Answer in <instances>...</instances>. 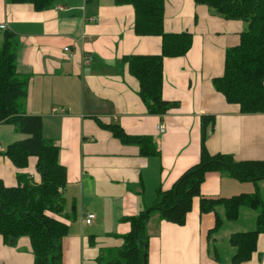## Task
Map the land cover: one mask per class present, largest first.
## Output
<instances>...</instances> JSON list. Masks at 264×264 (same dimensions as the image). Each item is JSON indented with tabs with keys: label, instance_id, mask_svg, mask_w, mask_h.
<instances>
[{
	"label": "crops",
	"instance_id": "crops-1",
	"mask_svg": "<svg viewBox=\"0 0 264 264\" xmlns=\"http://www.w3.org/2000/svg\"><path fill=\"white\" fill-rule=\"evenodd\" d=\"M165 1V33L190 32L193 43L185 56L164 59L163 98L180 107L160 117L147 113L140 83L123 62L161 52V37L136 34L133 6L116 0H55L49 9L35 11L0 0V25L18 39L17 73L28 80L22 112L42 118L43 135L59 147L67 169L64 264H107L109 255L116 258L132 231L126 219L151 207L160 189H172L200 162L202 116H215L207 140L211 154L264 161V113L242 114L214 86V79L224 75L226 52L239 44L248 24L225 20L194 0ZM114 124L129 136L152 137L160 155L143 157L138 147L122 144L106 129ZM160 125L166 128L163 134ZM34 167L33 159L30 173ZM0 180L9 188L18 183L15 166L2 154ZM201 191L209 198L259 193L264 201V180L244 183L213 172ZM217 212L225 218L223 207ZM89 214L96 216L91 225ZM257 219V210L243 208L238 221H225L212 235L216 259L209 252L216 214H202L199 198L185 226L155 214L147 226L148 264H234L230 236L255 231ZM0 264H35L30 240L0 239ZM242 264H264V234L252 259Z\"/></svg>",
	"mask_w": 264,
	"mask_h": 264
},
{
	"label": "trees",
	"instance_id": "trees-1",
	"mask_svg": "<svg viewBox=\"0 0 264 264\" xmlns=\"http://www.w3.org/2000/svg\"><path fill=\"white\" fill-rule=\"evenodd\" d=\"M55 0H7L9 4H28L35 11L49 9ZM213 10L228 21L248 24L237 46L225 56V71L214 79V86L227 103L238 105L244 115L264 113V0H194ZM117 5H131L135 9V32L139 36L161 37V52L153 56H128L123 62L140 83L139 95L149 115L164 117L180 107L179 102L163 98L164 59L185 56L191 49L190 32L167 34L164 31L165 0H116ZM19 41L15 34L5 32L0 50V126H14L27 136L8 146L4 155L16 169L17 186L6 187L0 180V239L4 242L27 237L35 256V264H64L63 240L69 227L61 220L66 215L63 192L67 186V169L59 160L60 149L43 135V120L24 115L21 101L28 95V80L17 73ZM215 116H202L200 162L188 169L172 189H160L154 204L138 216L127 218L132 231L124 237L118 258L107 264H148L149 236L147 226L152 216L161 221L185 226L192 212L193 201L200 199L202 214L215 213L216 226L209 233V252L218 259L212 235L224 222L239 220L243 208L257 210V229L230 236L235 250L234 264L252 259L257 251L259 236L264 234V201L259 193L242 194L232 198H209L201 187L208 173H228L240 182L257 183L264 180V161H236L226 154H211L207 148ZM114 138L127 146L139 148L143 157L160 155L152 137L129 136L120 125L106 127ZM35 160V173L29 169ZM223 207L225 218L217 212Z\"/></svg>",
	"mask_w": 264,
	"mask_h": 264
},
{
	"label": "rangeland",
	"instance_id": "rangeland-1",
	"mask_svg": "<svg viewBox=\"0 0 264 264\" xmlns=\"http://www.w3.org/2000/svg\"><path fill=\"white\" fill-rule=\"evenodd\" d=\"M26 137L17 132L14 126L1 125L0 126V148L3 151H6L9 145L24 140ZM27 238V237H26ZM106 242V241H105ZM225 246H228L226 243ZM114 257L118 258V254ZM110 255L108 260H111ZM106 264V263H105Z\"/></svg>",
	"mask_w": 264,
	"mask_h": 264
},
{
	"label": "built area",
	"instance_id": "built-area-1",
	"mask_svg": "<svg viewBox=\"0 0 264 264\" xmlns=\"http://www.w3.org/2000/svg\"><path fill=\"white\" fill-rule=\"evenodd\" d=\"M6 30H7V26L6 25H0V34L4 33ZM65 51H69V49L66 48ZM54 112H56V109H54ZM158 128H159V132L161 134L165 133L166 128H165L164 125H160ZM1 151H2V149L0 148V153H1ZM95 218H96L95 215L89 214L87 216V218H86V223L88 225H91L94 222Z\"/></svg>",
	"mask_w": 264,
	"mask_h": 264
}]
</instances>
